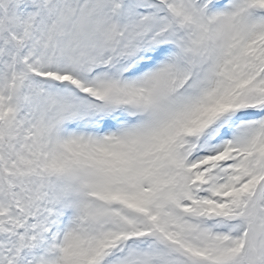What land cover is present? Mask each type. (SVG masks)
Listing matches in <instances>:
<instances>
[{
  "label": "snow or ice",
  "instance_id": "obj_1",
  "mask_svg": "<svg viewBox=\"0 0 264 264\" xmlns=\"http://www.w3.org/2000/svg\"><path fill=\"white\" fill-rule=\"evenodd\" d=\"M0 264H264V0H0Z\"/></svg>",
  "mask_w": 264,
  "mask_h": 264
}]
</instances>
